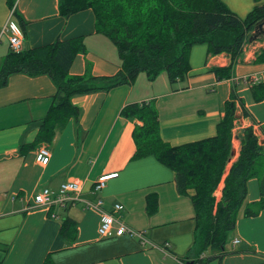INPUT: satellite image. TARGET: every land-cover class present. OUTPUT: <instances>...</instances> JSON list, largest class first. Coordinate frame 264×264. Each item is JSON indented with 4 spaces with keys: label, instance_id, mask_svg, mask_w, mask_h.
Listing matches in <instances>:
<instances>
[{
    "label": "crops",
    "instance_id": "0c3cea01",
    "mask_svg": "<svg viewBox=\"0 0 264 264\" xmlns=\"http://www.w3.org/2000/svg\"><path fill=\"white\" fill-rule=\"evenodd\" d=\"M222 1L240 17L254 5L264 4V0ZM15 11L23 18V27L10 16L7 1L0 0V30L9 20L20 27L24 35L22 49L84 35L85 51L75 56L70 73L113 75L118 71L116 48L95 31L91 9L64 17L57 0H16ZM9 36L5 30L0 37V65L10 51ZM261 47L264 34L245 45L230 78L217 80L210 70L229 65L230 55L211 54L205 44H196L189 52L188 75L175 91L170 89L165 73L152 82L140 73L131 85L76 95L72 102L81 109L79 120L70 119L52 142L36 144L21 154L20 146L34 141L56 87L47 75L12 74L0 87V264H43L47 258L53 264L173 263L160 249L142 245L135 236L101 237V210L129 227L143 230L155 244L167 242L172 253L186 259L194 241L191 200L178 193L174 172L153 156L132 158L134 121L123 117L121 109L128 103L151 101L158 110L161 137L171 145H179L215 134L223 104L238 83V96L249 115L238 114L234 122L235 153L226 166L227 172L238 155L239 137L245 127L252 126L259 142H264V99L255 101L250 89L252 84L264 82V62L254 61ZM42 145L50 153L47 164L36 160ZM101 176H107L106 183L96 192L94 184ZM69 180L81 183L80 199L96 202L101 198L100 209L85 207L82 200L65 208L33 205L36 192L45 187L55 191ZM259 185L257 177L248 181V202L260 198ZM222 186L223 179L215 191L217 199ZM147 195L157 199V210L151 215L146 212ZM116 203L121 206L118 211H114ZM65 218L76 224L71 242L60 234ZM235 238L239 242L233 244ZM224 251L220 259H208L220 251L205 252L204 264H264V209L256 216L239 215Z\"/></svg>",
    "mask_w": 264,
    "mask_h": 264
},
{
    "label": "trees",
    "instance_id": "16d2710c",
    "mask_svg": "<svg viewBox=\"0 0 264 264\" xmlns=\"http://www.w3.org/2000/svg\"><path fill=\"white\" fill-rule=\"evenodd\" d=\"M12 7L16 0H6ZM60 15L91 9L95 31L115 46L120 66L113 75H74L70 67L75 56L85 51L84 35L57 39L36 47L10 50L0 65V87L12 74L49 76L56 91L44 117L39 121L34 141L21 145L20 154L39 143L52 142L56 132L73 119L81 109L72 102L76 95L108 91L119 85H131L140 73L149 82L165 73L170 89H179L188 75L189 52L196 44H205L208 53L227 52V66L212 67L217 80L230 78L232 68L241 61L244 47L259 22L264 20V4H256L240 17L222 0H57ZM23 27V18L13 11ZM255 62H264V47L255 53ZM255 101L264 99V82L250 86ZM238 83L232 86L223 104V115L214 135L179 145H171L160 135L158 110L151 101L128 103L121 115L134 121L132 158L153 156L175 174L178 193L188 195L194 212V241L187 254L193 264H204L207 251H220L208 259H220L239 215L256 216L264 209V142L260 143L252 126L239 137L238 155L226 172L232 158V129L237 115L248 116L238 96ZM260 181V198L248 202V181ZM223 179L219 199L215 191ZM192 190L190 193L189 191ZM157 210V199L146 197V212ZM76 224L71 218L61 222L60 234L71 242ZM220 263V262H219ZM43 264H53L47 258Z\"/></svg>",
    "mask_w": 264,
    "mask_h": 264
},
{
    "label": "built area",
    "instance_id": "2783aa9c",
    "mask_svg": "<svg viewBox=\"0 0 264 264\" xmlns=\"http://www.w3.org/2000/svg\"><path fill=\"white\" fill-rule=\"evenodd\" d=\"M15 5L11 9L10 16L13 14ZM8 30L10 32L9 36V45L10 49L13 51H20L22 49V39L24 37L23 31L20 27H18L14 22L9 20L5 26L0 30L1 34ZM50 157L49 150L46 146L42 145L37 149L36 152V160L41 164H47ZM107 176L99 177L94 184V191L99 192L102 188H104L106 183ZM81 190V183L78 180H69L62 182L59 185V188L55 191H52L50 188H42L40 191L36 192L33 195V205L36 207H69L77 200H82L78 196ZM85 204V207H96L100 209L102 205V199L98 198L96 202H91L88 200H82ZM120 204H114V211H118L120 209ZM114 224H116L114 230ZM98 233L101 237H109L113 234L120 236L123 234H129L131 236H135L139 239L142 245H149L152 247H157L160 249L165 256L170 257L173 260L172 264H192L186 261L185 259L179 258L174 253H172L168 249V243L165 242L163 244H155L150 241L146 236L143 230H136L132 227L127 226L122 221H120L117 217H115L112 213L107 212L105 210H101L100 214V223L98 227ZM239 242V239L235 238L233 240V244Z\"/></svg>",
    "mask_w": 264,
    "mask_h": 264
},
{
    "label": "water",
    "instance_id": "95a60500",
    "mask_svg": "<svg viewBox=\"0 0 264 264\" xmlns=\"http://www.w3.org/2000/svg\"><path fill=\"white\" fill-rule=\"evenodd\" d=\"M264 34V20L259 22L256 26L255 31L253 32V34L249 37V40H255L257 37H259L260 35ZM238 117V115H237ZM235 150L232 149L231 150V155H234Z\"/></svg>",
    "mask_w": 264,
    "mask_h": 264
},
{
    "label": "rangeland",
    "instance_id": "374dc122",
    "mask_svg": "<svg viewBox=\"0 0 264 264\" xmlns=\"http://www.w3.org/2000/svg\"><path fill=\"white\" fill-rule=\"evenodd\" d=\"M162 74V73H161Z\"/></svg>",
    "mask_w": 264,
    "mask_h": 264
}]
</instances>
